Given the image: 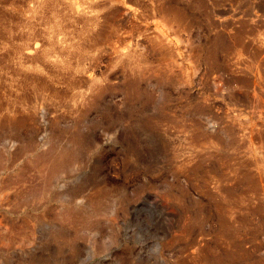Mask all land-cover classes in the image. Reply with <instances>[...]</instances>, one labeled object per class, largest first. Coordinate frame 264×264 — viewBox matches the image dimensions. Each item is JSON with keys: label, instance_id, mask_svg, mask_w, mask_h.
Masks as SVG:
<instances>
[{"label": "rangeland", "instance_id": "obj_1", "mask_svg": "<svg viewBox=\"0 0 264 264\" xmlns=\"http://www.w3.org/2000/svg\"><path fill=\"white\" fill-rule=\"evenodd\" d=\"M0 264H264V0H0Z\"/></svg>", "mask_w": 264, "mask_h": 264}]
</instances>
